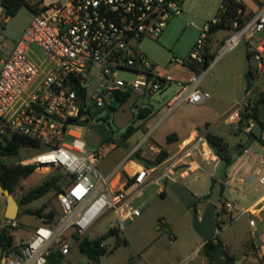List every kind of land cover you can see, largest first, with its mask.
<instances>
[{
	"label": "built area",
	"instance_id": "1",
	"mask_svg": "<svg viewBox=\"0 0 264 264\" xmlns=\"http://www.w3.org/2000/svg\"><path fill=\"white\" fill-rule=\"evenodd\" d=\"M185 1L69 0L50 9L40 8L33 12L31 22L6 57L0 59V136L4 143L17 137L29 142L25 146L43 150L20 164L34 165L39 172L58 167L66 177V185L58 194L56 219H43L18 250L2 258L5 264H49L55 252L65 257L111 213L123 230L127 222L141 214L147 203L141 199L150 187L162 193L166 184L196 178L197 172L203 171V162L217 168L220 158L208 141L206 128L192 135L187 143L179 144L175 154L160 164H141L130 171L127 164L133 160L128 155L107 174L99 170L104 145L91 149L86 140L90 129L106 123L104 114L112 109L113 101L118 107L142 96L166 93L177 85L178 90L163 108L164 118L183 104L203 105L211 98L202 90L204 77L242 39L250 46L257 43L251 53L257 66L252 69L254 75L264 72V36L257 39L264 32V5L256 13L239 9L235 15L222 3L217 16L200 30L201 37L191 54L170 61L188 71L190 77L176 80L160 74L140 44L145 39H159L170 21L184 12ZM7 19H0V33ZM216 27L230 35L210 59V39ZM34 47L46 57L48 66L41 67L32 59ZM122 72L135 78L122 77ZM250 96L251 92L227 116L228 121H240ZM256 123L250 120L245 132L254 131ZM251 151L253 147L249 146L244 154L249 157ZM263 164L264 161L257 175ZM259 183L264 184V174ZM222 184L216 214L218 229L224 230L244 215L256 228V207L230 198L232 181ZM11 223L15 226L14 221ZM2 226L0 222V229ZM174 239L171 236V243Z\"/></svg>",
	"mask_w": 264,
	"mask_h": 264
},
{
	"label": "rangeland",
	"instance_id": "2",
	"mask_svg": "<svg viewBox=\"0 0 264 264\" xmlns=\"http://www.w3.org/2000/svg\"><path fill=\"white\" fill-rule=\"evenodd\" d=\"M2 1L0 0V19L3 21L6 18V13L1 4ZM30 1L33 4L42 3L44 8L50 9L54 6L65 4L69 0ZM223 1L186 0L184 12L170 21L159 39H145L141 42V50L157 65L160 74L176 80L190 77L188 71L175 64H171L170 61L174 58L184 59L191 54L195 44L201 37L200 30L207 21L217 16ZM32 18L33 12L29 8L23 7L15 16L8 18L7 22L3 24V30L0 33V59L6 57L16 41L20 39ZM229 35L230 32L224 29L215 32L210 39V47L213 51H218L223 40ZM263 36L264 32L260 33L257 39ZM255 44V46H250L246 39H242L237 47L228 52L213 66L202 81V90L211 95V98L203 105L183 104L175 108L164 118L163 108L178 90L177 85H172L166 93H156L154 96H142L138 100L133 99L119 105L111 114L110 119L106 121L107 127L113 131L114 136L112 138L107 140L101 138L95 129H90L86 133L89 148H99L101 145L105 147L104 156L99 164V170L104 174L109 173L128 155H131V158H135L140 164L143 161L154 160L162 149L167 150L170 156H172L177 151L179 144L192 135H189L181 142L173 141V144L167 139L169 135L177 133L183 137L192 129L199 133L204 128L210 127L211 124L215 123L217 125H215L214 133L224 136L232 147L236 148L239 143L247 141V136L240 131L239 121L235 120L231 122L229 120L226 123L225 119L246 98V73L250 68L257 66L254 54L248 58V55L255 50L257 43ZM30 55L39 66L46 67L49 65L46 57L37 48L34 47ZM121 76L135 78V75L126 72H122ZM256 77L257 75H255ZM250 99L251 96L247 101ZM136 105H139L140 108L135 109ZM147 107L152 111V114L144 118L141 116V113ZM106 116L107 114L105 113L104 117ZM262 121L264 123V113ZM130 127H133L135 132L127 136L126 134ZM262 136H264V130ZM118 137L125 139L126 143L130 145L129 149L126 150L115 142V139ZM0 143H4L2 136H0ZM42 151V149L33 146H23L16 156L1 157L0 163L17 164L21 160L32 158ZM138 154L139 158L137 159ZM250 161V159L246 158L243 163L245 166H248V170H252V164H254ZM221 169V162L217 168L203 162V171H198L196 178H188L177 183L197 197L198 203L196 207L197 211L200 212V216H202L210 202L209 195L213 183L212 180L219 177ZM41 170V172L35 170L30 176L21 178L14 186L12 194L19 203V213L17 219L14 221L15 228L13 230L17 241L27 240L31 232H34L36 227L42 224V219L30 214L29 211H36L41 208L44 209L45 214L49 213L52 209L59 211L56 190H52L46 196L32 203H20L25 194L55 175L63 179L60 186L64 187L66 185L65 172L61 168L51 167L42 168ZM261 174H264V165L261 167ZM260 175H257L254 170L252 182L258 180ZM234 178L231 174L226 176V180L232 181L233 188L238 187ZM173 185L175 184H166L164 196L155 187H150L141 199V201L147 200L146 205L141 210V214L134 220L127 222L123 230L119 229L117 225L116 215L111 213L87 234V238L93 240L105 235L110 229L116 227L120 238L126 239L128 244L122 243L115 248L117 236H109L104 240V245L108 250L114 249L112 253L98 258H89L77 246L57 264H125L133 254L130 244L140 247L147 242H156L158 238L161 239L159 244L162 251H166L167 253L184 244H189V246L195 248L196 242L199 244L203 242L193 225V211L195 207H187L172 189ZM263 190L264 185H259L258 191L254 192V198H248L244 202L254 204L256 197ZM228 193L230 198L237 203L242 202L238 198H234L232 192ZM6 206V198L0 192L1 224L8 223V220L5 218ZM254 213L257 215L256 211ZM162 220L172 225L175 234L174 244L170 243V232L168 230L166 232L163 231L166 229V226L161 224ZM255 220L256 224H258L256 216ZM157 226H160L163 230H157ZM257 230L258 227L256 230L251 228L248 216L246 215L231 223L224 230L218 229V234L225 243L226 256L229 261L240 259L243 255L258 256L255 243L259 241L260 233ZM157 255L156 260H154L159 264H164L163 254ZM248 258L243 264L254 263L253 260L252 262H248ZM196 259V257L190 259L186 264H195ZM0 260H2L1 251Z\"/></svg>",
	"mask_w": 264,
	"mask_h": 264
},
{
	"label": "trees",
	"instance_id": "3",
	"mask_svg": "<svg viewBox=\"0 0 264 264\" xmlns=\"http://www.w3.org/2000/svg\"><path fill=\"white\" fill-rule=\"evenodd\" d=\"M223 3L226 5L228 12H230L231 14L236 15L239 9H244V6L237 0H224ZM1 4L5 10L7 18L15 16L23 7L29 8L32 12H36L38 10L37 7L35 5H32L28 0H3ZM219 29L220 27H216L213 29V32H217ZM250 57L251 54L248 55V58ZM209 58L213 59L214 55H209ZM246 79V92H248L254 85L253 80L255 79V75L253 73L252 68H250L249 71L246 73ZM256 94L257 95L255 98L252 94L251 99L249 100V106L242 111L241 119L239 121L240 131L247 136V141L239 143L237 147L234 148L224 137L216 135L212 132H208L207 134L209 143L215 150L217 156L220 158V162L222 163V169L219 174V177H216L212 180L213 183L209 196H211L213 188L219 181L223 183L226 180V176L228 175V169L244 154L245 150L252 143L258 142L264 145V136L257 137L254 131L246 133L244 130L250 120H254L259 123L264 130V123L262 121L264 113V92L260 91ZM151 114L152 111L146 108L142 111L141 116L146 118ZM134 132L135 129L133 127H130L128 128L126 135H131ZM175 138L176 134H171L168 136L167 139L169 142H173L175 141ZM28 144V141L17 137L13 138L11 141H7L6 143H0V158L16 156L19 153L20 148ZM169 157L170 153L167 150L162 149L154 160L143 161L142 164L150 167L164 162ZM138 158L139 154L137 155V159ZM132 160L137 161L135 158H132ZM35 170L36 168L34 165H22L20 163L9 165L4 162H1L0 185H2L4 189H8L11 193H13L14 186L19 182V180L21 178L30 176L32 173L35 172ZM62 180V177L56 175L47 179L38 187L32 189L27 194H25L22 197L20 203H32L33 201L46 196L52 190H56V194L58 195L62 191V186H60ZM164 195L165 192H162V196ZM197 203L198 201L193 205V207H195V211H197ZM29 213L32 215H36L41 219H44L45 222H53L58 215V210L52 209L49 213L45 214L44 209L41 208L36 211H29ZM14 228L15 227L14 225H12V223H4L2 228L0 229V251L2 253V258L11 250H18L21 247L22 242L17 241L16 236L13 233ZM113 235L117 236V243L115 248L122 243L128 244V241L126 239L120 238L118 230L110 229L105 235L99 238L93 240L88 238L82 239L79 244V249L89 258H98L110 254L113 252L114 249L108 250L107 247L104 245V240H106L109 236ZM201 254L207 260V264H230V261L228 259L223 258V256L227 254V250L225 247V243L219 234H217L215 238L203 244ZM62 258H64V255L55 252L50 257L49 264H57ZM127 264H131V262H128Z\"/></svg>",
	"mask_w": 264,
	"mask_h": 264
},
{
	"label": "crops",
	"instance_id": "4",
	"mask_svg": "<svg viewBox=\"0 0 264 264\" xmlns=\"http://www.w3.org/2000/svg\"><path fill=\"white\" fill-rule=\"evenodd\" d=\"M28 1L32 5H35L37 7V9L44 8L42 3L33 4L30 0H28ZM237 1L244 6V10L247 13H256L261 8V6L264 5V0H237ZM216 51L215 50L213 51V49L211 47H209L210 54L215 56L217 53ZM253 81H254L253 87L248 92H246V90H245V92H246V96L249 92H251L253 94V97L255 98L257 95L256 94L257 92H260V91L264 92V72H262L260 75H257V77ZM225 122L226 123L229 122L227 120V118L225 119ZM215 125H217V124L216 123L211 124L210 127H206V129L209 132L214 133ZM195 133H196L195 130L192 129L188 134H186L183 137L178 135L177 133H172V134H176L175 141L181 142L184 139H186L189 135H193ZM216 135H218V134H216ZM219 136H221V135H219ZM222 137H224V136H222ZM190 139H191V137H189L187 140H185L186 141L185 143H187ZM250 146L253 147V151H251L249 153V157H247L246 154H243L228 169V174H231V176L233 178L235 177L234 178L235 183L237 184L238 187H235L234 190H232L231 192L234 194V198H238L239 200L242 201V202H238V203L245 205V206H251L252 205V207H256V209H253V211L257 212V215H256V219H257V223H258L257 224V227H258L257 231L260 233L259 241H257L255 243V247L257 248V251H258V256L257 255L254 257L248 256L249 257L248 262H252V260H253V262H254L253 264H264V190L261 192V194L259 196L256 197L254 204H247L244 202V200H246L248 198H252V197L254 198V192L258 191V186L264 185V184L259 183V179L252 182L254 170L257 171V169H259V166L261 165V162L264 161V149H262V145L259 144L258 142L252 143ZM260 155H261V157H260ZM125 157H124V159H125ZM246 158L250 159L251 163L252 162L254 163V164H252V170L251 169L248 170V166H245L243 164ZM120 163L121 162H119L117 165H119ZM140 165L141 164L139 162L133 160L132 162H129L127 164V168L130 171H135L136 170L135 168H138V166H140ZM252 173H253V175H252ZM42 220H41V222H42ZM163 221L165 222L164 225L166 226V229H164V230L161 229V230H163L164 232H166L168 230L170 232V237L174 236L175 234H174V230H173L172 225H170L165 220H163ZM100 222L101 221H99L97 224H99ZM257 227L253 228V229L256 230ZM156 229L161 231L158 228V226ZM32 234H33V232H31V234L29 235V237L27 239H29ZM160 240L161 239L158 238L156 242L155 241L147 242L146 244H144L143 246H140V247H137V246L130 244L131 249L133 251V254L127 260V262L125 264H127L128 262H131V264H159L155 260L158 256L157 254H160V253L163 254V259L165 260L164 264H186L190 259H194L195 257L197 258L195 264H207V260L201 254L203 242H201L200 244L198 242H196L195 248H193L192 246H189V244L180 245L179 247H177V248L173 249L172 251H170L169 253H167L166 251H162L161 246L159 244ZM20 241L24 242L26 240H20ZM171 244H174V242H172Z\"/></svg>",
	"mask_w": 264,
	"mask_h": 264
},
{
	"label": "water",
	"instance_id": "5",
	"mask_svg": "<svg viewBox=\"0 0 264 264\" xmlns=\"http://www.w3.org/2000/svg\"><path fill=\"white\" fill-rule=\"evenodd\" d=\"M117 107V101L112 102V109L109 110L106 121L110 119L111 114L114 112V108ZM135 109H139V106H135ZM95 131L99 134V136L103 139H109L113 133L106 123H101L96 126ZM254 133L257 137H262L263 128L259 123H256L254 128ZM115 142L123 147L124 149H129L130 145L126 143L124 138L118 137L115 139ZM172 189L177 194V196L181 199V201L187 206L192 207L197 202V197L191 194L189 191L184 189L182 186L175 184L172 186ZM223 191V184L219 181L212 190L210 196V202L208 203L206 209L204 210L202 216H200L199 211H193V225L196 232L201 236L203 240V244L207 243L209 240L216 237L218 234V224L216 220L217 207L220 203L221 193ZM0 192L6 198L7 206L5 210V218L8 222H13L17 219L19 213V203L15 199L14 195L8 190L4 189L2 185H0ZM224 259H227V256H223ZM248 258L247 255H243L240 259H232L230 260V264H243L244 261ZM1 264H5V260L3 259Z\"/></svg>",
	"mask_w": 264,
	"mask_h": 264
},
{
	"label": "flooded vegetation",
	"instance_id": "6",
	"mask_svg": "<svg viewBox=\"0 0 264 264\" xmlns=\"http://www.w3.org/2000/svg\"><path fill=\"white\" fill-rule=\"evenodd\" d=\"M114 136V134L112 133V135H111V137L110 138H112Z\"/></svg>",
	"mask_w": 264,
	"mask_h": 264
}]
</instances>
